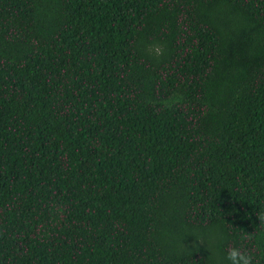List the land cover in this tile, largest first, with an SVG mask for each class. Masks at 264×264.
Listing matches in <instances>:
<instances>
[{
    "label": "trees",
    "instance_id": "1",
    "mask_svg": "<svg viewBox=\"0 0 264 264\" xmlns=\"http://www.w3.org/2000/svg\"><path fill=\"white\" fill-rule=\"evenodd\" d=\"M261 214L264 0H0V264H264Z\"/></svg>",
    "mask_w": 264,
    "mask_h": 264
},
{
    "label": "clouds",
    "instance_id": "2",
    "mask_svg": "<svg viewBox=\"0 0 264 264\" xmlns=\"http://www.w3.org/2000/svg\"><path fill=\"white\" fill-rule=\"evenodd\" d=\"M261 224H264V214L259 215L258 217ZM248 239H252V234H246ZM226 261L228 264H254V255L239 246L230 245L226 249Z\"/></svg>",
    "mask_w": 264,
    "mask_h": 264
}]
</instances>
